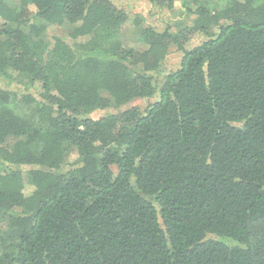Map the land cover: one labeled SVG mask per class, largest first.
<instances>
[{
    "label": "trees",
    "instance_id": "trees-1",
    "mask_svg": "<svg viewBox=\"0 0 264 264\" xmlns=\"http://www.w3.org/2000/svg\"><path fill=\"white\" fill-rule=\"evenodd\" d=\"M179 3L0 0V264H264V0Z\"/></svg>",
    "mask_w": 264,
    "mask_h": 264
},
{
    "label": "rangeland",
    "instance_id": "rangeland-1",
    "mask_svg": "<svg viewBox=\"0 0 264 264\" xmlns=\"http://www.w3.org/2000/svg\"><path fill=\"white\" fill-rule=\"evenodd\" d=\"M118 8L124 10L130 17L140 16L144 20L145 26H151L157 31L164 30L167 26H170L173 31H176L179 27L190 26L192 24L193 16H188L182 10L179 0L174 4V7L171 10L166 8L156 7L148 2V0H111ZM131 29V24L126 25V30ZM130 30V31H131ZM132 32L129 35L128 43L133 45L134 47H141L138 44H135L136 41L133 37ZM51 34L63 36L65 35V31L63 29H59ZM205 40L203 35H194L190 38L187 47L197 46L202 41ZM181 53L176 48H171L168 57L165 59L163 64V72L167 73L170 71H175L180 65ZM163 74L159 76V78L163 77ZM9 90H19V87L15 84H11L8 87ZM140 106L144 107L145 102L142 100H134L127 105V107L131 106ZM105 112H115V109H109L107 111H96L90 115L92 118H97L103 115ZM72 158V157H71ZM27 194L28 191L26 190Z\"/></svg>",
    "mask_w": 264,
    "mask_h": 264
}]
</instances>
